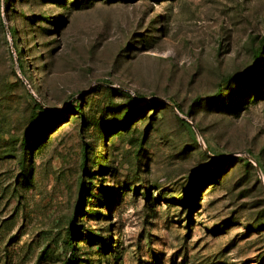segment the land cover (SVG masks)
Returning <instances> with one entry per match:
<instances>
[{
	"label": "rangeland",
	"instance_id": "rangeland-1",
	"mask_svg": "<svg viewBox=\"0 0 264 264\" xmlns=\"http://www.w3.org/2000/svg\"><path fill=\"white\" fill-rule=\"evenodd\" d=\"M0 264H264V0H0Z\"/></svg>",
	"mask_w": 264,
	"mask_h": 264
},
{
	"label": "trees",
	"instance_id": "trees-1",
	"mask_svg": "<svg viewBox=\"0 0 264 264\" xmlns=\"http://www.w3.org/2000/svg\"><path fill=\"white\" fill-rule=\"evenodd\" d=\"M10 32H11L12 36L15 38L16 30L14 28H10ZM17 52H19V50H17ZM257 57L259 58V53H258ZM20 66H21V69H24L22 63L20 64ZM38 104H39L38 106L40 108H42V105L40 103H38ZM72 106H75V107L79 108L78 104H72ZM29 128L30 127H28L27 130H26V133H25V136H24V139H23V144H25L26 141H27ZM74 229H75V224L72 222V223H70V226H69V238H68V243L72 247V250L70 252V255L68 256V263L73 262L77 258L76 247L74 246V238L72 236Z\"/></svg>",
	"mask_w": 264,
	"mask_h": 264
},
{
	"label": "bare ground",
	"instance_id": "bare-ground-1",
	"mask_svg": "<svg viewBox=\"0 0 264 264\" xmlns=\"http://www.w3.org/2000/svg\"><path fill=\"white\" fill-rule=\"evenodd\" d=\"M134 176H136V175H134ZM134 179V178H133Z\"/></svg>",
	"mask_w": 264,
	"mask_h": 264
}]
</instances>
